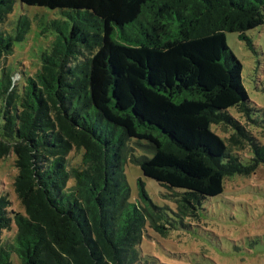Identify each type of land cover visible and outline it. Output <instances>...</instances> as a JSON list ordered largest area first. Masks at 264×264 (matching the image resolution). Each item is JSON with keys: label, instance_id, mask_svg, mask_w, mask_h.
Wrapping results in <instances>:
<instances>
[{"label": "trees", "instance_id": "trees-1", "mask_svg": "<svg viewBox=\"0 0 264 264\" xmlns=\"http://www.w3.org/2000/svg\"><path fill=\"white\" fill-rule=\"evenodd\" d=\"M17 3L67 18L29 71L9 61L30 28ZM262 24L264 0H0V161L16 172L0 190V264H166L143 252L150 232L190 229L227 179L264 171L225 40L253 50L245 32ZM128 157L175 208L142 183L130 201Z\"/></svg>", "mask_w": 264, "mask_h": 264}, {"label": "rangeland", "instance_id": "rangeland-1", "mask_svg": "<svg viewBox=\"0 0 264 264\" xmlns=\"http://www.w3.org/2000/svg\"><path fill=\"white\" fill-rule=\"evenodd\" d=\"M20 15L30 19V28L23 40L14 43L9 61L13 67L29 71L38 65L41 53L48 50L57 34L50 25L51 21L67 18L59 9L17 3L12 19L15 21ZM245 35L251 40L253 50L237 32H226L225 40L242 64L244 87L250 102L257 108L253 113L254 119L262 123L259 126L242 117L239 120L252 136L264 144V24L246 31ZM17 78L18 75L14 74L13 82ZM232 112L236 116L235 111ZM212 129L224 139L233 131L222 125H213ZM245 142L242 153L247 155L248 144ZM12 159L10 156L0 161V190L10 186L16 173ZM124 173L130 189V201L136 200L138 185L142 183L152 202L167 210L175 208L167 188L145 177L130 157ZM225 187L222 196L211 199L213 202L201 215L203 221L196 222L190 229L169 231L166 236L150 232V237L143 240V252L153 254L166 264H264V171L256 170L248 177L227 179ZM15 258L11 256L12 261ZM15 264L20 263L17 261Z\"/></svg>", "mask_w": 264, "mask_h": 264}]
</instances>
